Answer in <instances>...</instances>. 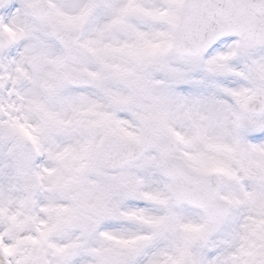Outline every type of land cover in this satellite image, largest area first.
I'll list each match as a JSON object with an SVG mask.
<instances>
[{
    "label": "snow or ice",
    "instance_id": "snow-or-ice-1",
    "mask_svg": "<svg viewBox=\"0 0 264 264\" xmlns=\"http://www.w3.org/2000/svg\"><path fill=\"white\" fill-rule=\"evenodd\" d=\"M0 264H264V0H0Z\"/></svg>",
    "mask_w": 264,
    "mask_h": 264
}]
</instances>
